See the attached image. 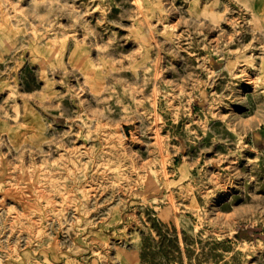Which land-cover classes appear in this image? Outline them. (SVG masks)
Instances as JSON below:
<instances>
[{
    "label": "rangeland",
    "instance_id": "obj_1",
    "mask_svg": "<svg viewBox=\"0 0 264 264\" xmlns=\"http://www.w3.org/2000/svg\"><path fill=\"white\" fill-rule=\"evenodd\" d=\"M0 264H264V0H0Z\"/></svg>",
    "mask_w": 264,
    "mask_h": 264
}]
</instances>
